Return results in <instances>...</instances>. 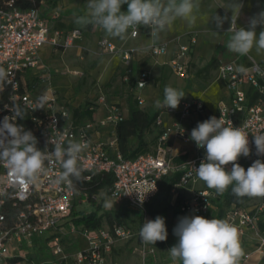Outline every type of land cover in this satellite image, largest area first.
<instances>
[{
  "label": "built area",
  "instance_id": "built-area-1",
  "mask_svg": "<svg viewBox=\"0 0 264 264\" xmlns=\"http://www.w3.org/2000/svg\"><path fill=\"white\" fill-rule=\"evenodd\" d=\"M56 17L58 14H55L54 18ZM83 35L81 28L63 30L48 26L40 8L22 10L15 7L13 1L4 2L0 6V67L9 74L10 81L3 85V89L8 88L11 93L8 100L0 105V121L5 116L13 115L11 111L15 105H22L29 111L30 122L39 135L40 146L37 147L40 150L47 147L51 151L55 143L67 146L70 140L86 141L88 148L80 154L78 166L88 173L86 180L94 173L106 172L114 175L115 181L108 193L114 203H127L131 210L142 212L144 223L149 216L147 205L158 196L162 179L168 174L181 171L179 182L171 189L180 214L206 217L216 208L214 201L218 195L214 189H209L197 178L194 168L199 167L205 158V150L196 146L190 139L191 130L183 125L193 114L208 119L215 116L223 119L226 126L243 128L249 135L251 154L248 157L241 156L237 163L242 161L251 166L257 159L264 162V155L256 154L253 137L264 134V64L257 61L241 64L238 60L217 67L214 80L224 86L227 95L218 101L214 111L207 110L199 99L181 100L177 109L162 107L156 124L163 131L154 152L134 159H126L120 153L112 156L105 144L93 141L91 131L94 126L116 125L123 119L119 108L115 104H108L105 96L100 94L88 108L95 111L103 106L108 111L106 116L97 122L93 119L75 122L68 106L59 103V94L51 86V75L46 73L47 68L39 53L44 44H50L62 51L68 50ZM141 35L151 37V29L138 25L130 28L126 36L138 38ZM98 44L111 54H118L122 50L107 37L100 38ZM190 46L191 43H178L169 62L175 75L185 76L188 73ZM132 52L124 53L127 62L131 59ZM167 52L166 44H154L151 47L154 56ZM232 65H243L246 72L227 71ZM29 71L38 76L39 83L49 85L45 91H33L37 85L33 81L27 82L24 76ZM70 72L75 75L79 73ZM149 75L148 70H142L137 78V89H142L147 84ZM41 96L47 98L43 109L37 103ZM137 100L140 105L143 103L141 96H137ZM165 114L173 116L171 124L165 123ZM17 121L18 117L16 124ZM174 140L194 146V155L181 166L174 164ZM225 167L230 171L232 165ZM61 171L58 162H46L45 173L37 183L21 184L0 163V264H8L10 258H20L16 264H117L111 259L118 244L134 239L139 242L142 264H150L147 259L156 258V247L141 241L140 228L134 229L124 223L98 227L83 225L80 231L84 238L83 247L80 248L77 243L75 251L70 253L65 240L75 230L72 226L68 228V218L74 211L77 200L85 203L89 201V195L78 190L74 181L72 186L67 182L56 183V177ZM139 198H144L142 204ZM263 215L264 197H259V201L253 206L227 215V221L241 234L251 229L258 236L252 251H241L238 264L246 263L252 256H256L259 262L264 261V235L260 234L259 227ZM51 231L54 233L50 234ZM36 240L46 242L45 250L48 253L43 259H37ZM17 246L24 250L23 255L16 252ZM32 248L35 251H30Z\"/></svg>",
  "mask_w": 264,
  "mask_h": 264
},
{
  "label": "clouds",
  "instance_id": "clouds-1",
  "mask_svg": "<svg viewBox=\"0 0 264 264\" xmlns=\"http://www.w3.org/2000/svg\"><path fill=\"white\" fill-rule=\"evenodd\" d=\"M127 10L122 11V6ZM87 13L77 17L76 23L82 26L94 25L108 36L124 40L130 28L144 25L151 29L152 40L139 51H147L160 34L169 30L176 20H182L191 28L197 21L200 0H87ZM242 4L240 0H230L225 8L232 15L215 14L211 21L216 29L222 30L226 21L230 23L227 32L232 35L226 45L230 52L247 56L255 47L257 54L264 53V11L248 20L247 28L238 27ZM260 31L257 34V29ZM227 71L245 73L243 65H232ZM8 73L0 67V91L5 83H10ZM185 93L177 88L166 86L164 97L155 101V107L177 109ZM47 102L45 96L38 98V105L43 109ZM13 115L5 116L0 121V163L9 170V175L21 184H34L45 173L46 162H58L62 171L55 182L79 181L82 169L78 166L80 154L88 148L86 141L70 140L65 146L55 143L51 151L40 150L37 138L30 130L15 123L17 117L24 118L25 113L19 105L11 111ZM249 135L241 127L226 126L225 121L215 116L198 122L191 130L190 139L198 148L205 150V158L199 167H194L196 176L217 195H223L231 187L237 198L264 197V162L255 160L245 170L239 163L241 156L251 154ZM254 137L256 154L264 155V134ZM231 164V170H226ZM139 197V194H138ZM145 198V197H144ZM143 199L139 198L142 204ZM178 242L169 250L173 264H238L241 246L238 229L224 219H207L199 215L183 216L173 229ZM140 239L145 244L155 245L157 241H166L168 232L165 219L157 216L146 220L140 228Z\"/></svg>",
  "mask_w": 264,
  "mask_h": 264
},
{
  "label": "crops",
  "instance_id": "crops-1",
  "mask_svg": "<svg viewBox=\"0 0 264 264\" xmlns=\"http://www.w3.org/2000/svg\"><path fill=\"white\" fill-rule=\"evenodd\" d=\"M229 2L230 0H200V9L197 13V21L193 27L190 28L186 22L178 19L174 22L173 26L169 30L160 34V38L158 41H156L155 44H166L168 47V52L166 54L154 56L151 53V48H149L147 51H139V49L144 48L149 44V42L152 40L151 37L141 35L138 38H129L126 36L124 40H121L119 38L107 36V34L105 33L104 37L109 38L118 47L122 48V50L118 54L113 55L112 61L108 64L104 72L100 73L98 69H95L91 71L92 76L96 77L97 80L103 81L106 77H108L109 74L111 75L113 72V70L109 71L108 67H110V65H115V67L123 65V67H125L123 62L124 53L126 51H133L131 53V59L128 62L126 61V63H129L131 61L135 68L139 67L140 70H148L150 72L147 84L142 89L135 88L132 90L136 97L141 96L143 98V103L140 105L141 109L148 112L159 110L160 108H156L154 105L157 99L161 100L160 88L164 90L166 86H171L184 91V93L186 94L184 98L199 99L204 104L207 110L214 111L216 109L218 101L223 96L227 95V90L221 83L215 82V80L210 85H207L200 89H196L195 85H197V83L194 79L197 71L205 67L212 59H216V63L218 64V66L220 64H225L234 60H238L239 63L245 64L244 62H241L239 54L230 52L226 47L232 35V32H227L228 28L230 27V23L226 21L223 25V29L218 31L216 29L215 22L211 21V17L215 14L222 17L227 15L230 20L232 13L231 11L225 9L228 6ZM86 3L87 0H44L40 7L41 14L48 26H53L63 30H69L72 28H81L83 30L84 39H80L81 41L77 40L75 42L76 45L72 47L73 49H75V51H77V53H80L83 50H96V45H99L98 42L100 38L99 36L94 35L93 32L96 29L97 34L101 35V33L103 32L102 29L94 25H92L91 27L87 25V29L84 30L82 28V25L76 23L77 17L83 16L87 13ZM240 3L242 4V8L240 11V16L237 20V26L247 28L249 18L259 13L257 11V6L255 5L256 0H240ZM126 10L127 5H123L122 11ZM55 14H58V17L54 18ZM60 16L62 17V19L57 20ZM72 24H74V26H70ZM259 31L260 29L258 28L257 34ZM190 37H193L194 43L189 40ZM179 42L191 43L189 65L191 66L192 71L190 70V68L185 76L175 75L172 72L171 66L169 64ZM51 47L53 48L51 54L47 56V58L41 57L43 64L47 68L46 73H50L49 64L54 61V54H64L66 53V51L70 50L68 49L62 51L60 48L54 46ZM105 52L108 51L105 50ZM246 57L249 61H257L264 64V53L257 54L255 47H253L252 51ZM216 70L217 69H215V76ZM72 71H78L79 73L77 75L82 74V71L79 69H72ZM70 73L74 74L72 72ZM50 75L52 78V76L54 75L53 72L50 73ZM24 76L27 82L31 83L33 81V83L37 85L33 90L36 93L45 91L49 86L47 84H44L43 89L37 91L39 86L41 85V83H39L37 79L38 76L30 71L24 74ZM188 81H190L192 84H190ZM58 82L59 81L57 79H51V86L57 92L60 89V84ZM214 88L215 91H213ZM181 100L185 99L182 98ZM65 105L69 107L79 106L80 104L77 105L66 103ZM119 111L123 119L128 118L129 109L127 100H124L121 103ZM107 113L108 111L105 107L99 106L93 113V120L97 122L98 120L106 116ZM163 117L166 124H171L174 119L173 116L169 114H165ZM191 117L197 119L192 127L187 126V119L183 122V125L186 128L189 127L190 130L195 128L198 122H200V116H196L193 114V116ZM82 121L85 122L86 120ZM91 137L93 141L105 144L112 156H115L118 153L121 154L118 148L116 125L109 124L105 127L94 126L91 131ZM172 142V155L174 157L186 155V158L188 159L189 157L194 155L195 150L192 144H184L180 140H174ZM174 164L176 166H181L177 165L175 162ZM199 186H201V184ZM169 195L172 201L168 199V202L170 201L169 203L173 205L176 204L175 196L171 193ZM253 205L254 204H251L250 206ZM215 210L216 208H214L208 214V216H211ZM224 220L226 219L224 218ZM262 221H264V215L262 217ZM260 234L264 235V231L261 229ZM240 235L242 237V242H240L241 250L252 251L258 239L257 232L255 230L249 229L245 231L244 234L240 233ZM116 251L117 250H115L114 253H116ZM244 264H264V261L259 262L256 256H252V258Z\"/></svg>",
  "mask_w": 264,
  "mask_h": 264
},
{
  "label": "trees",
  "instance_id": "trees-1",
  "mask_svg": "<svg viewBox=\"0 0 264 264\" xmlns=\"http://www.w3.org/2000/svg\"><path fill=\"white\" fill-rule=\"evenodd\" d=\"M13 1V5L22 10L40 8L44 0H0V6L4 2ZM91 27L92 25H88ZM241 62L245 64L250 63L246 56L240 55ZM218 64L216 59H212L205 67L197 71L196 76L201 77L205 72L210 73L211 70L217 69ZM123 72L128 77V83L131 89L136 88V82L138 76L141 74L142 70L140 68H135L130 61L126 68H123ZM112 79V78H111ZM131 90L128 98L127 104L129 109V116L126 119H121L116 124L117 141L118 148L121 154L126 159H134L142 154H147L154 152L155 147L158 142V138L162 133L161 126L156 124L157 117L161 108L157 111L148 112L140 108L139 102L136 95ZM10 90L8 88L0 91V105L8 100L10 96ZM164 90L160 88V98L163 100ZM97 99V98H95ZM93 100H89L84 105L79 106H69L70 114L75 122H81L82 120L93 119L94 111L89 110L88 106L94 104ZM24 113V118H19L17 124L22 125L25 130H30L33 135L37 138L38 144L40 146L39 135L34 130L32 123L30 122L29 111L19 105ZM208 117L201 116L200 122H203ZM186 155L174 157V162L177 165H182L186 162ZM245 170L250 167L244 162L239 163ZM88 173L82 171V176L79 181H75L76 188L82 192L89 195V201L94 202L95 197L99 192H105L108 196L109 189L113 186L115 181L114 175L112 173H94L90 174V178L86 180ZM182 172L177 171L166 175L160 183V192L158 196L147 205V213L151 217L159 216L169 209H173L175 215H179L180 211L177 204H171L168 202V196L171 193V189L175 184H177L181 178ZM157 199V200H156ZM254 197H243L237 198L231 192V187L223 195H218L214 203L217 210V219H224L228 214H232L239 210L250 207L251 201ZM156 200V201H155ZM148 216V217H149ZM144 214L142 212L133 211L128 207L127 203H124L121 209L112 210L104 215H100L97 212L92 214H84L79 221H82L84 226L87 227H98L103 225V220L105 219L107 225H112L114 223H124L128 225H137V228H141L143 225ZM134 225V226H135ZM133 227V226H132ZM259 227L264 231V221L259 222ZM35 244L37 246V259H43L46 257L47 253L45 250L46 242L44 244L41 240H36ZM159 249L165 248L164 241H157L154 245ZM20 258H10L8 264H16ZM179 264V263H178Z\"/></svg>",
  "mask_w": 264,
  "mask_h": 264
},
{
  "label": "rangeland",
  "instance_id": "rangeland-1",
  "mask_svg": "<svg viewBox=\"0 0 264 264\" xmlns=\"http://www.w3.org/2000/svg\"><path fill=\"white\" fill-rule=\"evenodd\" d=\"M257 11H264V0H256ZM61 20L60 16L57 20ZM58 24V23H57ZM74 26V24L70 25ZM84 30L87 29V26H82ZM94 35L99 36V38L104 37L105 32L103 31L100 34H97V29L93 32ZM108 36V35H107ZM84 39V38H82ZM81 39V40H82ZM80 40V41H81ZM189 40L194 43L193 37H190ZM76 45V44H75ZM96 50L86 51L83 50L80 53H77L75 49H71L66 51V53L54 54V61L49 64V72H53L52 78L57 79L60 84V89L58 91L59 94V103L62 104H77L84 105L89 100H93L97 98L98 95L103 94L108 102V104H115L118 108L121 107V103L124 100H127L130 92L131 86L128 83V77L124 74L123 68H126L128 63L123 59L124 66L119 65H110L108 70H113L112 74L108 75L103 81L97 80L96 77L92 76L91 71L98 69L100 73L104 72L107 68L108 64L112 61L113 55L111 53L105 52L100 45H96ZM74 47V46H73ZM53 48L50 44H44L40 48V55L42 58H47L52 52ZM82 58V59H81ZM106 63V65H105ZM79 67V68H78ZM81 67V68H80ZM101 68V69H100ZM191 66H189V69ZM72 69H79L82 71L81 75H74L70 73ZM192 71V68L190 69ZM215 69L211 70L210 73L205 72L201 75V77L195 76V81L197 85H195L196 89H200L207 85H210L214 81ZM126 77V78H125ZM112 78V79H111ZM192 84L190 81H188ZM44 84H41L37 91L43 89ZM215 91V88L213 89ZM185 100H190L187 98H183ZM96 100V99H95ZM69 102V103H68ZM140 105V104H139ZM147 106V104H146ZM196 115V114H194ZM193 116V115H191ZM187 118V126H191L196 122V118L194 117ZM197 116V115H196ZM189 120V121H188ZM190 129L189 127H187ZM168 199L172 201L170 195ZM157 200V199H156ZM155 200V201H156ZM259 201V197H254L251 201V204H256ZM170 202V201H169ZM124 203H114L105 192H99L96 200L94 202L87 201L85 203H80L77 200L74 211L69 216L68 220V228L73 227L75 232L68 235V239L65 241L68 242L66 244L67 249L70 253L74 252L76 249V245L83 247L84 238L80 233L83 223L79 221V219L84 214H90L97 212L100 215H104L112 210H119L123 206ZM165 219V224L168 232L167 240L164 241L165 248L159 249L156 247V258L147 259V263L154 264H168L173 263L170 259L168 250L174 246L178 242V238L173 234V229L177 225L180 217H183L182 214L175 215L173 209H169L167 212L159 215ZM155 217H148V220H154ZM207 219L216 218L217 219V210H215L212 215L207 216ZM227 221V216L224 217ZM103 225L106 226L107 222L104 219ZM131 224L134 229H137V225ZM54 232L51 231L50 234ZM240 242H242V237L239 233ZM45 243V242H44ZM46 247V246H45ZM116 253L112 255V261L117 264H142V258L140 255V247L137 239L131 240L125 243H119L116 249ZM30 251H35V248L30 249ZM247 251V250H245ZM16 252L23 255L25 252L23 249H20L18 246L16 247ZM248 252V251H247ZM179 262H177L178 264Z\"/></svg>",
  "mask_w": 264,
  "mask_h": 264
},
{
  "label": "water",
  "instance_id": "water-1",
  "mask_svg": "<svg viewBox=\"0 0 264 264\" xmlns=\"http://www.w3.org/2000/svg\"><path fill=\"white\" fill-rule=\"evenodd\" d=\"M90 214H92V213H90Z\"/></svg>",
  "mask_w": 264,
  "mask_h": 264
}]
</instances>
